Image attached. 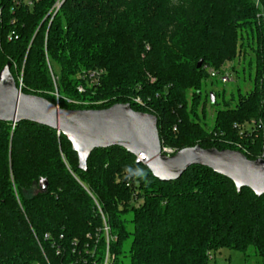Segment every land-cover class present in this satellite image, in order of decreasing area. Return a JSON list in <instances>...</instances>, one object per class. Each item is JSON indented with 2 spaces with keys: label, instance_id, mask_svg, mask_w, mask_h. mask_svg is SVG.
<instances>
[{
  "label": "trees",
  "instance_id": "trees-1",
  "mask_svg": "<svg viewBox=\"0 0 264 264\" xmlns=\"http://www.w3.org/2000/svg\"><path fill=\"white\" fill-rule=\"evenodd\" d=\"M55 1L0 0V71L11 62L22 92L65 109L128 103L156 115L177 151L264 153V0H65L51 20ZM243 32L256 42L253 88L234 105L209 93L220 107L206 128V66L235 59ZM251 120L262 127L250 135L235 126ZM78 165L58 130L0 121V264H211L223 248L264 258V195L211 168L162 181L120 146Z\"/></svg>",
  "mask_w": 264,
  "mask_h": 264
},
{
  "label": "water",
  "instance_id": "water-1",
  "mask_svg": "<svg viewBox=\"0 0 264 264\" xmlns=\"http://www.w3.org/2000/svg\"><path fill=\"white\" fill-rule=\"evenodd\" d=\"M202 60L198 63L201 67ZM11 62L0 71V121L35 122L63 133L78 154L79 165L87 170L88 159L97 148L120 146L143 162L162 181H174L193 165L211 168L231 179L236 188H250L264 195V158L249 159L239 150L203 148L200 144L179 150L172 156L162 153L158 117L135 111L128 103L104 109H65L47 98L26 94L17 85ZM213 102L215 95L212 93ZM48 180L40 187L48 189Z\"/></svg>",
  "mask_w": 264,
  "mask_h": 264
},
{
  "label": "rangeland",
  "instance_id": "rangeland-1",
  "mask_svg": "<svg viewBox=\"0 0 264 264\" xmlns=\"http://www.w3.org/2000/svg\"><path fill=\"white\" fill-rule=\"evenodd\" d=\"M243 33L246 34V32ZM247 37L246 34L244 38L240 40V44H243L235 59L226 60L217 67V69L230 71L232 74V81L223 83L219 79H212L207 75V78L203 83L202 102L198 106V113L201 116L202 122L205 124L207 123L206 128L213 126L216 109L220 107L219 105H212L208 98L209 93L213 90L217 93L225 92L224 96L218 95V100L221 103L224 101H230L234 105L239 97V92L246 93L253 88L257 66L256 51L253 50V48L256 46V42L254 41V43H251L250 38L248 37L247 39ZM249 40L250 43L248 42ZM55 69L59 72L57 66H55ZM194 91V89H189L188 91L189 107L192 106ZM214 257L215 258L211 261V264H264V258L255 255L253 248H250L247 252L231 248H223L217 252Z\"/></svg>",
  "mask_w": 264,
  "mask_h": 264
},
{
  "label": "built area",
  "instance_id": "built-area-1",
  "mask_svg": "<svg viewBox=\"0 0 264 264\" xmlns=\"http://www.w3.org/2000/svg\"><path fill=\"white\" fill-rule=\"evenodd\" d=\"M38 1H40V0H15V2L18 5H20V6L26 5L28 7H33ZM64 1L65 0H56L55 3L53 4L52 8L50 9L49 13L47 14V17H50L52 20L54 18V16L57 14V12L60 10ZM256 5H257V7H259L261 5L260 0H257ZM0 13H1V8H0ZM258 17L260 19H264V10L259 12ZM206 68L208 71V75L212 79H219L223 83H228V82L232 81V74L230 71H227L225 69H217V68L207 67V66H206ZM262 83H264V79H263ZM136 101L140 102L139 99H137ZM57 105L59 106V104H57ZM235 126L238 129H240V131L246 132L250 135L254 131L259 130L262 127V123H259L256 120H251V121L246 122L244 124H237ZM243 150L247 151V149H245V148H243ZM239 151H241V150H239ZM176 152H178V151L175 148L168 147V146H162V153L166 154L167 156H172ZM258 158H264V153L262 155H260ZM142 160H143V157L139 156L138 161H142ZM105 264H108V260H106Z\"/></svg>",
  "mask_w": 264,
  "mask_h": 264
}]
</instances>
